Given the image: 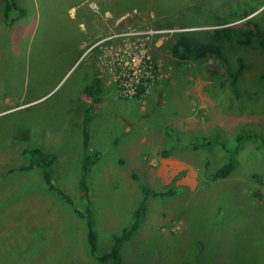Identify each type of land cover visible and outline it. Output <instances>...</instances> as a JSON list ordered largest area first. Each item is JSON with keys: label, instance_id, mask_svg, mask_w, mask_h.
<instances>
[{"label": "rangeland", "instance_id": "rangeland-1", "mask_svg": "<svg viewBox=\"0 0 264 264\" xmlns=\"http://www.w3.org/2000/svg\"><path fill=\"white\" fill-rule=\"evenodd\" d=\"M15 1L26 15L8 26L0 0V264H113L91 254L86 219L78 214L86 212L78 181L91 105L82 96L87 80L80 72L89 64L91 40L109 30L149 27L169 30L151 40L156 72L149 90L124 96L114 84L117 92L100 102L89 125V146L100 153L87 174L96 253L105 254L132 222L147 186L174 192L143 202L145 219L120 245L118 264H264V184L253 177L264 176V144L246 140L234 170L210 178L228 160L225 147L237 145L240 131L264 133V52L234 41L226 48L227 76L221 61L183 60L170 50L178 33L212 42L224 24L238 36L244 11L252 10L251 23L264 30V0ZM100 12L111 16L109 28L86 31ZM83 41L79 62L67 72ZM241 56L247 63L236 78L247 93L242 99L228 81L235 80ZM170 75L175 84L166 80L165 101L145 104L144 111L142 98ZM219 129L217 141L194 147ZM29 147L56 157L54 183L74 203L47 190L41 169L9 173L28 164L23 151ZM166 149L171 152L164 156Z\"/></svg>", "mask_w": 264, "mask_h": 264}, {"label": "trees", "instance_id": "trees-1", "mask_svg": "<svg viewBox=\"0 0 264 264\" xmlns=\"http://www.w3.org/2000/svg\"><path fill=\"white\" fill-rule=\"evenodd\" d=\"M4 1V9H3V20L6 25L10 26L15 21L20 20L26 15V9L19 5L15 0H3ZM258 9H253L256 11ZM252 10L244 11L241 14L240 19H244L241 23L243 26H237L240 30L237 31L238 36H235L233 32V28L229 27H222L218 28L214 33V41L212 42H198L193 40V36H190V33H178L176 37L170 44L171 53L183 60H192V61H201L204 59H214L213 61L222 62L224 66H228V72L230 68H232V63L230 58H226L225 54H229L228 50L226 49L229 45L235 46L234 41H237L239 46L247 45L254 48L260 49L264 52V30L251 23L254 16H250ZM226 21L224 20V23ZM236 27V26H235ZM239 68L234 74L233 79L235 80H228V77L224 80L229 81V85L231 86V93L235 95L237 98L242 99V96L247 94L246 92H242L240 87L237 86V77H241L242 73L247 68V63L244 58L241 56L239 58ZM218 73V72H217ZM223 73V70L221 71ZM223 76V75H221ZM85 94L90 97L91 105L87 107L85 115H84V124H83V146L84 150H82V154L80 156V169H81V176L80 180L78 181V186L81 192V199L84 202V209L86 210L85 213L83 211H78V214L86 219L87 223V242L89 244V249L91 250V254L97 256L102 261H106L108 259L113 260V264H118V257L120 252V245L128 240L129 238L133 237L135 233H137L138 227L142 224L143 220L145 219V212L147 203L144 204L143 202L148 201L149 197H157V198H166L170 194L174 192V189L167 188L164 190L157 191L155 189H147V186L144 187V192H146V198L143 199L140 203L141 205L138 206L136 211V216L132 220L130 224L127 225L125 229H123V233L121 236L117 234L115 237V242L109 250L107 249L105 254L99 255L97 254L98 250V233L95 229V218L94 214L91 209V205L88 199V181H87V174L90 167L99 159L100 153L98 151H93L90 148V130L89 125L92 121V113L93 111L100 106V102H102L101 96V88L98 85V79H94L89 85L85 87ZM221 134V130H217L214 135L208 137L203 136L201 140L195 142L193 145L195 148H199L201 145H209L213 141H217V137ZM237 145L233 148L232 146L225 147L226 151L228 152V160L216 168L215 171L210 174V178L212 180L226 177L228 176L234 168L237 166L238 159L237 154L243 149V144L246 140H259L261 144H264V133H259L258 131H250V132H243L240 131L237 135ZM222 144L223 147L226 143H219ZM198 146V147H197ZM262 147V146H261ZM171 151L166 149L163 151V155L166 156ZM24 156L28 159V164L19 165V167H13L9 169V173L17 172V169L22 171H27L30 168L38 169L42 172L47 190L54 192L55 194H59V196L64 198L68 203H74L73 198L70 195H67L63 189L54 183L53 179V169L56 163V157L51 153L42 152L40 147H29L26 148L24 151ZM253 177L256 178L257 182L260 184H264V176L263 174L254 173ZM135 178L137 175L135 174ZM254 195L258 197L262 196L263 193L260 189L254 191ZM62 198V199H63ZM183 264V263H177Z\"/></svg>", "mask_w": 264, "mask_h": 264}, {"label": "built area", "instance_id": "built-area-1", "mask_svg": "<svg viewBox=\"0 0 264 264\" xmlns=\"http://www.w3.org/2000/svg\"><path fill=\"white\" fill-rule=\"evenodd\" d=\"M161 32L151 27L133 28L111 33L99 41L104 44L105 48L101 50L106 56L105 61L98 64L100 71L109 76V83L115 84L121 95H135L143 87L149 90L156 72L150 43L153 36ZM95 47L96 44H92L89 48L93 50Z\"/></svg>", "mask_w": 264, "mask_h": 264}, {"label": "crops", "instance_id": "crops-1", "mask_svg": "<svg viewBox=\"0 0 264 264\" xmlns=\"http://www.w3.org/2000/svg\"><path fill=\"white\" fill-rule=\"evenodd\" d=\"M109 9H111V7H109ZM105 12H108V14L112 16L111 11H105ZM111 16L106 15V13L101 14V12H100L99 15L95 16L96 17V21H94V23H96V25L91 23V22H88V24L86 23V25H87L86 31H88V28H90L91 32L94 31L96 34L97 33L98 34L102 33L103 31H105V30H107L109 28V23H110V20H111ZM116 18L120 19L121 16L120 15L119 16L116 15ZM83 27H84V25H83ZM91 38H90V40H91ZM158 43H159V41L157 42V44ZM164 43L165 42H163L162 45ZM82 44L85 46V42L84 41L77 45V50L75 51V55L73 56V60H72L71 64L66 68L67 72L73 66H75L77 64V62H79L81 54H82V51H81ZM96 56H97V51L96 50L94 52L90 53V56H89L90 59L87 61V62H89V64H88V66L86 68H83L81 70L80 75L83 77V80H87V83L84 85V90H85V87L87 85H89L94 79H98V85L100 86V88L102 90V92H101L102 100L101 101H104L105 98H107V97H109L111 95V90L112 89H114L116 91V87H115L114 84L109 83L108 75L100 71V68H99V66L97 64V61L99 63H102V62L99 61ZM83 62H81V63H83ZM87 62H84V63H87ZM81 63H79L78 66L81 65ZM174 72H176V71H174ZM171 77L172 76L170 75L169 77L165 76L164 78H161L156 84H154V86H153V88L151 90V93L149 95H147L145 98H142L143 101L141 103V105H142L141 108H143L144 111L146 109L145 108V104L152 106L157 101H163V102L165 101L163 90L167 86L166 80H170V84L175 82L174 80L171 79ZM82 96H83V98L86 101H90L91 100L90 97H88L85 94V91H84V94ZM100 106H101V104H100ZM97 109H98V107H97Z\"/></svg>", "mask_w": 264, "mask_h": 264}, {"label": "bare ground", "instance_id": "bare-ground-1", "mask_svg": "<svg viewBox=\"0 0 264 264\" xmlns=\"http://www.w3.org/2000/svg\"><path fill=\"white\" fill-rule=\"evenodd\" d=\"M219 27H229V26H226V25H222V26H219ZM218 27V28H219ZM217 28V29H218ZM157 30H160V31H162L161 33H164V32H168L169 30L168 29H159V27H157ZM108 32L109 33H117V32H120L119 30H113V31H111L110 32V30L109 31H106V34L108 35ZM158 34V33H157ZM106 35V36H107ZM103 37H105V35L103 34L101 37H99V38H97L96 40H91L90 42H89V45L87 46V50H88V54H90L91 52H94L95 50L97 51V58H98V60L99 61H101L102 63H103V60H104V58L106 59V56H104V53L102 52V50L101 49H103V48H105L104 47V44L102 45V43H99V41L101 40V38H103ZM92 44H96V47H95V49H93V50H90V45H92Z\"/></svg>", "mask_w": 264, "mask_h": 264}]
</instances>
